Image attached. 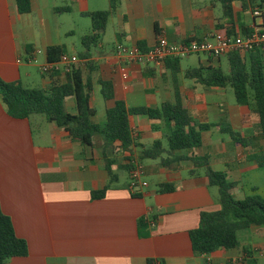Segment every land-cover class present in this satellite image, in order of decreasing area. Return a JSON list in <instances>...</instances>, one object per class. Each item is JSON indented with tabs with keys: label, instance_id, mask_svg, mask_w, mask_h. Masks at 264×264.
Listing matches in <instances>:
<instances>
[{
	"label": "crops",
	"instance_id": "crops-1",
	"mask_svg": "<svg viewBox=\"0 0 264 264\" xmlns=\"http://www.w3.org/2000/svg\"><path fill=\"white\" fill-rule=\"evenodd\" d=\"M32 2V11L21 15L15 0H0V78L5 82L29 84L33 79L31 63L41 59L39 66L45 64L47 47L65 48L67 36L73 32L64 29L66 22L59 21L60 18L75 11L81 18H88L87 13L110 8V0ZM247 3V0H233L230 17H224L221 5L214 0H114L116 8L95 47L99 52L92 55L90 51L91 107L94 109L96 101L92 95L100 96L102 119L105 110L113 105V101L105 102L101 97L99 82L103 81L111 83L114 100L123 101L129 108H158L162 103H173L177 94L195 120L214 124L209 130L201 131V137L202 132L215 129V123L209 121L213 117L228 122L229 126L235 123L238 129L246 127V115L253 114L245 107L236 104L232 108L212 101L197 90L199 84L196 83L190 88H180L177 77L178 89L175 90L165 64L129 66V80L122 81L114 49L119 44L137 46L138 42L144 43V49L151 47L156 41L155 24L171 42L227 36V31L236 36L242 34L243 29L264 31V7L259 9V17H253L254 8L247 7ZM64 6L70 11L55 12L56 8ZM107 36L111 40L108 51L104 50L103 42ZM65 53H68L66 49ZM192 57L196 58L197 67L207 65L200 56L188 58ZM42 76L41 88H46L50 79ZM159 79L165 83L163 90L158 87ZM156 95H161L160 100L155 99ZM65 109L74 112L72 98L65 99ZM254 117L255 125L257 118ZM33 119L12 118L0 102V208L10 218L15 235L26 242L28 252L26 257L12 258L4 264H150L149 261L154 260L160 264H238L237 260L242 258L238 249H221L206 257L193 255L188 233L198 228L201 213L220 209L202 169L189 177L188 171L192 168L189 160L166 167L161 166L160 160L143 161L145 174L141 185L130 191L128 173L113 166L118 179L125 175L126 182L118 181L106 191L104 198L91 200L90 192L101 190L108 182L104 159H137L140 149L113 154L98 136L92 138L91 148H84L72 142L62 128L47 122L38 125L40 131L34 138ZM95 120L99 124L96 110ZM129 121L136 143L145 148L169 133V124L163 120L133 116ZM237 145L231 141L229 151H214L213 159L202 142L197 149L187 153L172 152L163 158L206 155L211 168L214 162L225 166L226 170L241 171L244 163L254 164L247 158L253 149L250 148L246 160L242 161L237 153L242 147ZM231 152L236 153L235 157ZM163 183L173 184L175 191L157 193V187ZM135 194L137 196H133ZM146 215L156 222L149 236L140 238L137 223ZM261 229L256 228L258 232Z\"/></svg>",
	"mask_w": 264,
	"mask_h": 264
},
{
	"label": "trees",
	"instance_id": "trees-1",
	"mask_svg": "<svg viewBox=\"0 0 264 264\" xmlns=\"http://www.w3.org/2000/svg\"><path fill=\"white\" fill-rule=\"evenodd\" d=\"M221 5L224 17H230L233 0H214ZM247 7L261 9L264 0H247ZM17 11L21 15L29 14L33 8L32 0H15ZM114 0H110V8L105 11L87 13L90 19V31L81 39L85 52L78 55L79 63L60 78L61 73L46 75L50 83L46 88H28L21 83H9L0 78V102L6 112L15 119L30 121L35 116H42L47 123H53L62 128L72 142L84 148L92 147V138L98 136L105 147L110 148L113 154L119 151L131 153L132 148H138L137 162L145 160H160L163 167L170 164L189 160L192 168L188 176L193 177L196 171L202 169L208 180L209 187L217 189V201L220 209L216 212L200 214L198 228L188 233L191 249L195 256H209L218 250H237L250 234L253 227L264 228V199L253 188L250 196L236 198L231 190L234 183L226 181L224 171L211 168L208 156H176L163 158L172 152H188L201 146V131L209 130L211 124H202L195 120L189 110L183 106L179 96L175 95L173 103H162L158 108L133 107L129 108L123 101L114 100L113 88L110 82H99L101 97L105 102L113 101V105L105 110L104 124L101 127L95 120V110L91 107L92 83L89 73L92 63L89 61L90 49L95 48L101 41L107 22L115 10ZM69 7H58V14L67 13ZM253 29H243L247 34ZM160 32L155 24V37ZM227 36H234L227 31ZM225 37V36H224ZM141 50H146L143 42H138ZM65 53L63 46H50L44 51L47 64L58 62ZM228 63V72L220 66V58L206 57V66L190 68L185 71V78L203 87L213 89L230 88L235 102L245 107L256 116L257 122L253 126L254 135L243 138L228 129L220 130L229 133L231 140L242 148H251L253 151L247 157L258 168H264V150L259 151L258 142L264 141V50L251 52H233L224 56ZM181 59H169L164 64L170 70L174 89L177 90L176 75L179 73ZM72 98L74 112L65 109V99ZM144 116L150 120H163L169 124V133L166 135V148L157 140L148 148L136 143L130 128L129 118ZM132 158H105L104 168L108 176L107 184L101 189L90 192L91 200L104 198L105 193L115 186L119 179L112 167L116 166L122 173L132 169ZM128 187V186H127ZM171 183H163L157 187V193L165 194L175 191ZM133 196H137L136 194ZM137 233L140 238L149 236L150 226L143 217L138 220ZM27 245L23 239L15 235L12 222L2 213L0 208V264L7 260L27 256ZM245 252L238 264H258L257 260L247 256ZM153 264V261H149ZM203 264H206L205 262Z\"/></svg>",
	"mask_w": 264,
	"mask_h": 264
},
{
	"label": "rangeland",
	"instance_id": "rangeland-1",
	"mask_svg": "<svg viewBox=\"0 0 264 264\" xmlns=\"http://www.w3.org/2000/svg\"><path fill=\"white\" fill-rule=\"evenodd\" d=\"M63 5V4H62ZM59 21L61 22H66L64 29L65 30H72L73 34L70 36H67V40L65 41V49L68 51L69 54H82L85 52V48L81 44V37L84 35L88 34L90 31V19L89 18H81L78 15V12L75 11L73 14L70 16L65 15L64 18H60ZM69 25V26H68ZM111 29L109 27L108 33H110ZM104 42V50L108 51L110 46H111V40H109V37H105L103 39ZM91 53L92 55H97L99 50L97 48H91ZM42 58V56H40ZM201 61H206V57L200 56L199 58ZM221 65L222 68L225 72H228V67L226 63V58L221 57ZM41 64V59H37L36 62H32L30 67V71L32 73V81L29 82V84H24L23 86L28 87V88H41V81L43 79L42 73L40 72V65ZM197 60L195 57L192 58H184L181 59L180 61V71L176 75L177 80H178V85L180 88L185 87V88H190L194 86V82L190 81L188 79H185L184 74L187 69L197 67ZM169 75L171 74L170 72L168 73ZM170 79H168V83H170ZM171 84V83H170ZM158 87L160 90H163L165 88V83L163 80L159 79ZM95 90V88H94ZM197 90L200 93H203L206 97H208L212 101L224 103L227 106H234L236 105L234 94L230 88H227L225 90L221 89H213V88H207L203 87L200 85H197ZM95 92V91H94ZM93 98L96 99L94 100V109L97 112L98 117L100 118L99 125L102 127L104 124V117L101 119L103 116V103L100 98L99 99L96 97V95H92ZM161 95H156L155 99L160 100ZM153 98V97H152ZM69 111V110H68ZM34 119L32 120V130L34 134V138L38 135V132L40 131V127L38 126L41 124H45V120L42 116H35L33 117ZM36 118V119H35ZM139 118V117H137ZM143 118V117H141ZM254 115H246L245 119L248 125L242 129H238L236 127L235 123L230 124L228 122L220 121L218 118L213 117L209 121L211 123H215V129L216 131H209V132H202V137H201V142L204 145L205 148H207V152L209 155L212 157V153L214 151H222L226 152L229 151L228 145L232 141L230 134H224L221 133L220 130L223 129H228L232 133L236 132V134H240L241 136L249 135L251 137L254 135V123L253 122ZM40 121V122H39ZM218 122V123H217ZM216 123L218 125H216ZM214 125V124H213ZM164 134L167 133V130L163 131ZM160 141L162 142V145L164 148H166V138H160ZM258 150L262 151L264 150V141H259L258 143ZM150 147V146H148ZM239 148L240 146L237 145ZM250 148L248 150L246 149H237V153L239 154V159L241 158L242 161L246 160V156L249 152ZM230 155L234 156L236 155L235 152H231ZM148 161V160H145ZM159 162V161H158ZM212 168L214 170H219V171H226L228 173L226 181L228 183L235 182L236 184L233 187V195L236 198H243L245 196H250L253 194L251 191L253 188H257V191L255 192L257 195H259L261 198L264 199V168H258L256 167L253 163H244L241 167V171L239 170H226L227 168L221 164H215L214 162L212 163ZM184 176H186V173H184ZM120 184H124L126 182V176L123 175L122 177L119 178ZM152 181V180H151ZM211 193L213 196L217 197V189L215 187H211ZM263 229V230H262ZM260 232L256 230V228L252 229L249 236L247 237V240L244 241V243L241 245V247L238 249V255L241 257L246 258L244 255V250L245 252H251L247 256H250L254 259L257 260L258 264H264V228H262ZM237 255V256H238Z\"/></svg>",
	"mask_w": 264,
	"mask_h": 264
},
{
	"label": "built area",
	"instance_id": "built-area-1",
	"mask_svg": "<svg viewBox=\"0 0 264 264\" xmlns=\"http://www.w3.org/2000/svg\"><path fill=\"white\" fill-rule=\"evenodd\" d=\"M253 17L260 16V10L255 8L252 11ZM254 50H264V31L252 30L247 34L236 36H218L204 37L201 39H182L171 42L166 36L160 32L155 43L141 50L137 46L127 47L124 45H116L114 49V57L119 63V74L122 81L129 80L128 67L137 66H161L169 59H184L190 56H204L219 58L233 52H251ZM79 63L76 55L63 53L58 62L53 64H43L40 66V72L43 75L52 73H61V77L69 72L73 66ZM127 86H125V90ZM132 169L129 172L128 189L134 191L141 185V179L145 174L144 167L136 159L131 160ZM144 218L148 221L149 226H154L155 218L146 215ZM240 260V259H239ZM153 264H160L154 260Z\"/></svg>",
	"mask_w": 264,
	"mask_h": 264
}]
</instances>
